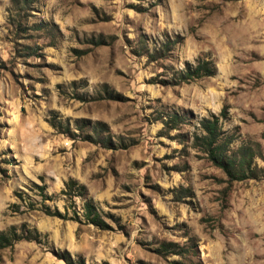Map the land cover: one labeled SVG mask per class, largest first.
Instances as JSON below:
<instances>
[{
	"label": "rangeland",
	"instance_id": "1",
	"mask_svg": "<svg viewBox=\"0 0 264 264\" xmlns=\"http://www.w3.org/2000/svg\"><path fill=\"white\" fill-rule=\"evenodd\" d=\"M198 58L214 72L176 80ZM224 105L230 147L257 142L264 168V0H0V230L40 232L0 248V264H264V175L227 184L191 145ZM69 177L103 226L79 196L77 218L42 210L64 211ZM161 240L195 251L160 254Z\"/></svg>",
	"mask_w": 264,
	"mask_h": 264
},
{
	"label": "trees",
	"instance_id": "2",
	"mask_svg": "<svg viewBox=\"0 0 264 264\" xmlns=\"http://www.w3.org/2000/svg\"><path fill=\"white\" fill-rule=\"evenodd\" d=\"M14 5L18 8L21 4H24L28 0H12ZM19 27V22L17 23ZM94 43H99V39H95ZM169 44L167 41L162 42L157 48H153L152 51L146 52L147 59L152 60L157 57L164 56ZM215 66L210 59L198 58L195 63L186 62L185 68L177 73V79H190L199 77L202 75H210L214 72ZM226 107L222 106L218 114L210 113L208 116H201L198 119L199 131H193L191 135V145L198 150L202 151L204 156L215 166L219 167L224 173V180L229 184L233 180H241L247 178H257L264 175V168L256 165L253 162V156L260 154V147L257 142L240 143L236 147H230V143L234 136L232 133L224 132L218 121V115H225ZM183 116L172 112L165 118H162V122L165 127H174L177 122L181 121ZM51 126L60 131H68V126H62L59 121L49 119ZM94 135H85L84 138L91 140H99L98 128L96 124L93 126ZM41 199H52L50 194L43 191L44 186L38 185ZM59 193L63 195V198L67 200L64 203V211H59L56 207L50 210L46 203H43L42 210L48 214H54L64 217L66 214V207L72 206L71 218H77L74 196H79L81 199V214L88 221L95 225L103 226L104 221L101 219L99 211L90 196L87 195L86 187L84 184L77 182L72 177H69L64 186L60 188ZM40 232L36 227L31 226L25 228L23 225L18 229L14 225H9L5 230H0V248L11 245L15 240L28 239L39 240ZM155 250L160 254L165 253H177L184 255L189 251L194 252L193 243L178 244L172 240H161ZM66 261H70L68 255L63 257ZM183 264V263H179Z\"/></svg>",
	"mask_w": 264,
	"mask_h": 264
}]
</instances>
